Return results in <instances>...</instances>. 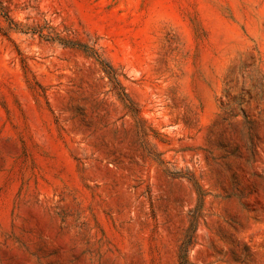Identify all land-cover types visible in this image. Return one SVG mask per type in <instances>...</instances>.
I'll use <instances>...</instances> for the list:
<instances>
[{
	"label": "rangeland",
	"instance_id": "374dc122",
	"mask_svg": "<svg viewBox=\"0 0 264 264\" xmlns=\"http://www.w3.org/2000/svg\"><path fill=\"white\" fill-rule=\"evenodd\" d=\"M0 2V264H264V0Z\"/></svg>",
	"mask_w": 264,
	"mask_h": 264
},
{
	"label": "trees",
	"instance_id": "16d2710c",
	"mask_svg": "<svg viewBox=\"0 0 264 264\" xmlns=\"http://www.w3.org/2000/svg\"><path fill=\"white\" fill-rule=\"evenodd\" d=\"M1 19L4 23H6V29L7 30H13V31L20 32V33H26V32H24V30H22V28H21L22 24L21 23L15 21L11 17H9V15L5 11L2 3L0 2V20ZM45 24H47V23L45 22ZM37 28H38V25L37 26H31V27L30 26L25 27V29L27 31L29 30L32 33H38L41 37H50L49 35L44 36L42 34V29L38 30ZM89 51H90L91 55L95 54V52H93L92 50H89ZM95 60L98 61L102 71L104 72L105 76L109 79V81L114 83V84H117L118 83L117 82V76L111 70V68L107 64H105L101 60H99V57H95ZM119 98L121 101H123V102L125 101L123 92H121V94H119Z\"/></svg>",
	"mask_w": 264,
	"mask_h": 264
}]
</instances>
